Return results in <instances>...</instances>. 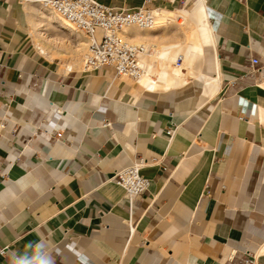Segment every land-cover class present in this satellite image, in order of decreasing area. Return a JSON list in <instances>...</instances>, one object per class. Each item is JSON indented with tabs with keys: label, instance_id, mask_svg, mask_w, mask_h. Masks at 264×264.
Segmentation results:
<instances>
[{
	"label": "crops",
	"instance_id": "1",
	"mask_svg": "<svg viewBox=\"0 0 264 264\" xmlns=\"http://www.w3.org/2000/svg\"><path fill=\"white\" fill-rule=\"evenodd\" d=\"M197 2L189 68L177 27L136 33L145 75L183 56L186 80L157 89L43 52L40 7L0 0V264H264V79L244 76L264 0L152 6L174 26ZM142 158L152 184L131 207L113 177Z\"/></svg>",
	"mask_w": 264,
	"mask_h": 264
},
{
	"label": "built area",
	"instance_id": "2",
	"mask_svg": "<svg viewBox=\"0 0 264 264\" xmlns=\"http://www.w3.org/2000/svg\"><path fill=\"white\" fill-rule=\"evenodd\" d=\"M43 8L53 10L65 23L87 39V51L83 57L82 69L92 73L111 69L116 76L137 80L143 66L141 55L149 52L144 43L135 42L126 33L129 27L150 30L157 26L161 10L152 6V0L134 8H116L98 0H24ZM183 56L178 55L176 65L181 66ZM1 66V64H0ZM244 76L254 79L260 85L264 79V53L253 56L246 66ZM234 85L236 80H231ZM176 129L169 128L170 139ZM146 159L118 170L113 179L121 185L133 207L136 199L149 191L152 179L142 173ZM6 249H1L4 253ZM18 263L19 260H16Z\"/></svg>",
	"mask_w": 264,
	"mask_h": 264
},
{
	"label": "bare ground",
	"instance_id": "3",
	"mask_svg": "<svg viewBox=\"0 0 264 264\" xmlns=\"http://www.w3.org/2000/svg\"><path fill=\"white\" fill-rule=\"evenodd\" d=\"M37 5V4H36ZM39 6V5H38ZM40 8H43V7H41V6H39ZM38 9L37 10V16L39 15V17L38 18H40V20H38V24H40L39 26H45V25H47L48 23L49 24H51L52 26H51V28L53 27L54 29H58V30H61V34H64V36L65 35H68L69 37L71 36V35H76V33H78V32H76L75 30H73L71 27H69L66 23H65V21H63L53 10H51V9H48V8H43V9H48V10H41V9ZM199 14H200V2H197L194 6H193V8L191 9V10H189V11H187V12H183V13H181V14H179V18H183L185 21L186 20H188L189 19V24L188 25H186V23H184V22H178V24H183L182 26H183V32L182 33H184V35H185V40H187L186 42H185V51H184V53L183 54H186V56H187V60L185 61V64L183 65V66H187L188 68H189V65L190 64H195V63H197L198 62V60L196 59V58H198L197 56L198 55H196L197 53H199V52H202V46H201V44L199 43V40H198V35H197V30H196V22H197V19H198V17H199ZM36 17V16H35ZM37 20V19H36ZM35 20V21H36ZM47 27V26H46ZM46 27L44 28L43 27V29L42 30H46ZM48 28V27H47ZM50 28V29H51ZM52 28V29H53ZM155 28V27H154ZM153 28V29H154ZM40 29V28H39ZM73 31H72V30ZM139 29V28H138ZM41 30V31H42ZM141 30V29H140ZM150 30H152V29H150ZM43 34H46L47 35V40L48 41H52V40H59V38L58 37H56V36H53V34H49L48 32H42ZM55 33H56V31H55ZM126 33H127V35L129 36V37H131L132 38V40L134 41V40H136V27H129V28H127L126 29ZM39 34V33H38ZM78 34H80V33H78ZM45 35V36H46ZM38 36V35H37ZM44 36V35H43ZM63 36V35H62ZM77 36V35H76ZM137 37H138V35H137ZM184 37V36H183ZM62 38V37H61ZM66 39V38H65ZM77 40H79L80 41V39H77ZM66 41V40H65ZM78 42V41H77ZM136 42V41H135ZM63 43V42H62ZM79 43V42H78ZM82 43V42H81ZM179 43V42H178ZM66 44V43H65ZM83 44L84 43H82V44H78L77 45V49H76V51H80L81 49H82V47H80V46H83ZM47 45V44H46ZM54 45V44H53ZM80 45V46H79ZM146 45V44H145ZM86 51H87V39H86ZM147 46V45H146ZM148 47V46H147ZM73 48H75L74 46H73ZM72 48V49H73ZM40 49L43 51V52H45V47L44 46H42L41 44H40ZM49 49V48H48ZM48 49H47V51H48ZM83 50V49H82ZM49 51H50V49H49ZM53 52V51H52ZM51 52V53H52ZM148 53V52H147ZM147 53H145V54H147ZM46 54V53H45ZM47 54H48V52H47ZM85 54H86V52H85ZM84 54V55H85ZM145 54H143V55H145ZM200 54V53H199ZM143 55H141V57H140V61H141V64H142V66H143V72H142V74H141V76L137 79V80H139V79H141L142 77V79H141V84L142 85H150L151 87H154V88H162V89H164V88H168V87H170L171 85H173V84H175L176 82H179V83H182V82H184L185 80H186V78H187V75H186V73H187V70H186V73L183 71V66H172L171 65V62H172V60L173 59H167V60H165V59H161V60H157V61H154V62H157L158 63V65H160V70H159V75L157 76V79H154V78H152L151 76H149V75H145V68H144V62L145 61H142V56ZM52 56V55H51ZM62 56H64V55H62ZM54 57V56H53ZM74 59H73V63H78V64H80L81 63V61H83V58H82V60L80 61V54H75L74 56ZM146 57V56H145ZM144 57V58H145ZM178 57V56H177ZM147 61V60H146ZM65 63V62H64ZM67 63V62H66ZM174 63V62H173ZM68 64V63H67ZM72 64L70 63L69 64V66H71ZM148 65V64H147ZM66 66V65H65ZM73 66V65H72ZM150 67H151V65H150ZM186 69V68H185ZM150 70V69H149ZM188 73H189V71H188ZM145 75V76H144Z\"/></svg>",
	"mask_w": 264,
	"mask_h": 264
},
{
	"label": "rangeland",
	"instance_id": "4",
	"mask_svg": "<svg viewBox=\"0 0 264 264\" xmlns=\"http://www.w3.org/2000/svg\"><path fill=\"white\" fill-rule=\"evenodd\" d=\"M23 3H25L27 6H29V8H32V6H37L38 7V5H36V4H34V3H31V2H29V1H24V0H21ZM191 8V5H189L188 7H187V10L188 9H190ZM41 10H48V9H43V8H40ZM38 10V9H37ZM37 10H36V12H37ZM164 15V16H163ZM173 16L174 15H170L169 13H163L162 12V14L160 15V17H159V22H158V24H157V26H156V28H158V29H160V28H163L166 32L168 31V30H171V26L172 27H177V29L179 30V31H183V24H178V22H184V23H186V25H188L189 24V19L188 20H184L183 18H179V19H177V20H175V22H174V26H173V22L171 21V22H168L167 20L168 19H170V18H173ZM39 17V15L37 16V14H36V18H35V20H34V29H35V34H36V41L38 42L37 44H41L42 46H44L45 47V50L47 51V49L49 48V49H52L53 50V52L51 53V51H49V49H48V52L50 53V55H52V56H62V55H64V57L65 58H71L73 55H75L76 53L77 54H80V61L82 60V58L84 57V54H85V52H86V38L82 35V34H78V33H76V35H71L70 37L68 36V35H65L64 36V34H61L62 32H61V30H58V29H54L53 27V29L51 28V24H47V25H45V26H39L40 24H38V20H40V18H38ZM48 28H47V27ZM43 27L45 28L46 27V30L44 29V30H42L43 29ZM40 28V29H39ZM51 28V29H50ZM42 30V31H41ZM72 30V29H71ZM48 32L49 34H53V36H56V37H58L59 38V40H50V41H48L47 40V35L46 34H43L42 32ZM55 31H56V33H55ZM73 31V30H72ZM139 32L141 33V32H143V30H140V29H138L137 27H136V33L137 34H139ZM39 33V34H38ZM135 33V34H136ZM38 35V36H37ZM44 35V36H43ZM46 35V36H45ZM63 35V36H62ZM62 37V38H61ZM41 38L42 39H44V41L43 40H41ZM66 38V39H65ZM77 39H80V41L79 40H77ZM66 40V41H65ZM79 43H78V42ZM134 41H136V42H139V43H143L144 41L141 39V38H138L137 40H134ZM63 42V43H62ZM84 43L83 44V46H80V47H82V49L78 52V51H76V49H77V45L78 44H82V43ZM66 43V44H65ZM47 44V45H46ZM54 44V45H53ZM73 46L75 47V48H73ZM73 48V49H72ZM184 49L181 51L182 53H184ZM185 64V63H184ZM82 65V61H81V63H80V66ZM159 68V67H158ZM158 68L156 67V70H158ZM124 79H127L129 82H131V83H135L136 81H132L131 79H129V78H127V77H123Z\"/></svg>",
	"mask_w": 264,
	"mask_h": 264
}]
</instances>
